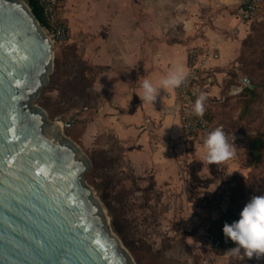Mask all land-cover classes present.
Instances as JSON below:
<instances>
[{
  "label": "rangeland",
  "instance_id": "1",
  "mask_svg": "<svg viewBox=\"0 0 264 264\" xmlns=\"http://www.w3.org/2000/svg\"><path fill=\"white\" fill-rule=\"evenodd\" d=\"M250 25L239 57L241 81L228 87L235 93L213 104L212 128L224 131L234 151L218 163L205 159L204 142L184 134L183 154L162 137L142 144L111 141L96 116L100 72L85 57L83 37L54 45L53 70L34 103L48 120L63 123L62 132L89 158L86 182L104 206L109 228L137 264H264V254L222 253L206 239L217 213L231 204L242 209L252 195H264V162L247 168L238 157L245 135L264 134V89L246 110L237 92L243 78L253 87L264 78V14ZM196 146L202 148L198 153Z\"/></svg>",
  "mask_w": 264,
  "mask_h": 264
},
{
  "label": "water",
  "instance_id": "2",
  "mask_svg": "<svg viewBox=\"0 0 264 264\" xmlns=\"http://www.w3.org/2000/svg\"><path fill=\"white\" fill-rule=\"evenodd\" d=\"M53 66L29 5L0 0V264H137L86 182L89 158L34 103Z\"/></svg>",
  "mask_w": 264,
  "mask_h": 264
},
{
  "label": "crops",
  "instance_id": "3",
  "mask_svg": "<svg viewBox=\"0 0 264 264\" xmlns=\"http://www.w3.org/2000/svg\"><path fill=\"white\" fill-rule=\"evenodd\" d=\"M236 3L63 0L61 15L71 27L67 43L82 36L88 63L99 68L101 103L95 111L107 138L126 145L142 144L151 136L162 137L175 144L174 152L184 153L187 138L181 121L170 114L176 102V87L159 89L156 100L149 102L142 99V82L148 79L158 86L177 66L186 70L188 48L203 47L210 51L204 71L208 79L202 91L203 104L214 111L213 104L235 93L228 87L241 80L230 71L235 68L239 72V57L251 25L236 16ZM212 130L192 139L204 142ZM201 150V146L195 147V152Z\"/></svg>",
  "mask_w": 264,
  "mask_h": 264
},
{
  "label": "built area",
  "instance_id": "4",
  "mask_svg": "<svg viewBox=\"0 0 264 264\" xmlns=\"http://www.w3.org/2000/svg\"><path fill=\"white\" fill-rule=\"evenodd\" d=\"M42 8L47 22L46 33L54 45L65 44L71 34L70 24L61 15L63 0H37ZM262 0H237L235 6L236 16L247 23H252L261 17ZM211 46L210 49H212ZM210 51L203 47L191 46L187 51L186 76L180 85L176 86V102L170 114L179 117L183 134L189 138L200 135L212 129L205 112L203 115L195 114L193 105L202 93L208 77L204 75ZM240 92L242 87L237 88ZM208 241V240H207ZM219 241L215 242L217 246Z\"/></svg>",
  "mask_w": 264,
  "mask_h": 264
},
{
  "label": "clouds",
  "instance_id": "5",
  "mask_svg": "<svg viewBox=\"0 0 264 264\" xmlns=\"http://www.w3.org/2000/svg\"><path fill=\"white\" fill-rule=\"evenodd\" d=\"M185 76V70L177 66L159 81L158 86H154L150 80L144 79L142 99L154 102L159 89L176 87L181 84ZM204 100L205 95L201 93L193 105L195 114L203 115ZM204 145L207 150L205 159L209 163H218L234 155L233 146L228 142L220 127L208 133ZM222 231L227 238L235 242V245L229 249L233 254L240 253L241 249L244 250V255L249 257L254 253L264 254V195H252L240 210L238 218L231 222H225Z\"/></svg>",
  "mask_w": 264,
  "mask_h": 264
},
{
  "label": "trees",
  "instance_id": "6",
  "mask_svg": "<svg viewBox=\"0 0 264 264\" xmlns=\"http://www.w3.org/2000/svg\"><path fill=\"white\" fill-rule=\"evenodd\" d=\"M24 1L29 5L32 12L34 13L36 18L40 22L41 26L45 30H47V22H46L42 8L39 5L38 1L37 0H24ZM260 12L262 16V14H264L263 0H262V7H261ZM243 47H244V43L242 46V51H243ZM262 67L264 68V64ZM238 69H239V66H238ZM230 74L236 79L238 76H240V73L237 72L235 68H233L230 71ZM239 81H235V83ZM241 87L242 89L238 93V95L243 97L242 104L245 105L244 110H246L249 107L250 102L260 96L261 89H264V78L259 83V85L253 88H249L248 86H245L244 84H241ZM204 112H205L208 122L212 126L214 113L209 108H205ZM241 115H244V112L241 113ZM243 139H244L243 151L241 152V154L238 153V157L242 159L243 164L247 168H257L261 166L264 162V134L260 132H255V133L245 135ZM240 210L241 209L238 208L236 205L231 204L224 211H222L219 214V216H217L213 220H210L208 227L206 229V239L208 240L210 246L213 249H218L222 253H232L229 251V249L235 245V242H233L232 240H230L224 235L222 231V227L225 222H231L237 219L239 216ZM216 241H219L217 246H215Z\"/></svg>",
  "mask_w": 264,
  "mask_h": 264
},
{
  "label": "bare ground",
  "instance_id": "7",
  "mask_svg": "<svg viewBox=\"0 0 264 264\" xmlns=\"http://www.w3.org/2000/svg\"><path fill=\"white\" fill-rule=\"evenodd\" d=\"M61 123H59V125H58V131L60 132V130H61Z\"/></svg>",
  "mask_w": 264,
  "mask_h": 264
}]
</instances>
